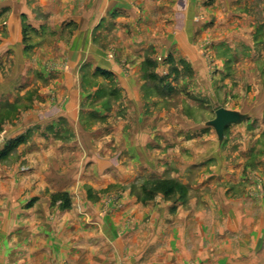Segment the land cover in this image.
<instances>
[{"label":"crops","instance_id":"1","mask_svg":"<svg viewBox=\"0 0 264 264\" xmlns=\"http://www.w3.org/2000/svg\"><path fill=\"white\" fill-rule=\"evenodd\" d=\"M263 25L264 0H0V134L4 145L19 139L0 147V208L14 209L10 222H20L15 209L27 196L25 224L62 207L40 234L48 254L78 257L94 254L99 238L138 239L147 223L163 222L174 249L191 256L205 223L242 225L217 232L216 245L232 255L224 242L247 237L255 257L261 225L264 234V198L250 193L253 165L264 175ZM208 46L219 64L216 96L250 98L225 107L246 118L222 140L208 119L183 109L165 119L157 109L159 95H213ZM146 176L171 177L189 194L145 192ZM65 233L90 246L65 250Z\"/></svg>","mask_w":264,"mask_h":264},{"label":"rangeland","instance_id":"2","mask_svg":"<svg viewBox=\"0 0 264 264\" xmlns=\"http://www.w3.org/2000/svg\"><path fill=\"white\" fill-rule=\"evenodd\" d=\"M256 14L257 17H262L261 15H263V13L259 10L256 12ZM202 19H204L202 15H197L195 18L196 21ZM260 30L262 32H258L257 35L259 34L260 37H264V25ZM195 38L198 42L199 40H203L202 45H205V43L209 45V42L211 41L210 36L207 38H200L197 33ZM203 51L207 57L209 71L208 81L210 83V93L213 95L207 96V101H204L203 99L196 96H185L183 93H176L175 96L159 95V106L157 109L162 111L160 113V117L163 118L165 116L166 119L168 114L171 116L172 109L173 112L183 109L182 111H179V113H184L191 119L202 121L207 119L209 120L215 117V110L219 106L239 107V105H242L244 101H248L250 99L249 96L245 94L239 96L220 94L218 97L216 96L215 71L217 70V67H219V64L216 62V52L211 49L210 46H208V49H204ZM161 60L162 57L159 58V61ZM240 61H242V59ZM152 93L153 96H155V91H152ZM156 97L158 96L156 95ZM198 100H203L201 101V107H196L193 105V103H197ZM209 129L211 130V128ZM261 140L264 142V137H262ZM0 147H5V145L2 143ZM160 154L162 155L163 152H160ZM230 155V151H228V158L231 157ZM255 167L256 166L253 165L252 170L250 171V178L255 184V187L251 188L252 190L250 193L251 195H254L258 198H264V175H261V172L258 171L259 169H256ZM144 183L145 192H147L146 188L150 187V189H152L150 193L160 192L165 197L171 195L170 191L173 189H176L179 194H185L186 196L189 194L188 189L186 190L180 181L174 180L171 177L152 178V176H148L144 180ZM217 184L220 183L218 182ZM228 185H230V183H228ZM234 194L241 195V191H236ZM26 196L27 195L25 194L24 197ZM112 199L114 206H119L118 197L114 196ZM24 200L25 205L19 209H15L17 217L16 219L20 220V222H17L16 224L11 223L9 220L13 218L14 209L8 207L0 208V217L5 219V223H0V264H264V261H261V259L259 260L262 252H264V234L262 225L261 231H256V236H254L256 244L255 257L249 254V249L251 247L246 246L248 240L247 237L224 242L230 243L228 251L232 255H224L223 257L221 255V251H219L222 249V247L218 248L216 245L220 244L218 242H221L217 241V232L221 231L222 229L227 231V229L231 226H234L236 231H239L242 229V225H240V229L237 230V226L235 225L205 223L203 225V229H201L203 234L199 235L197 239L190 240V243L193 246L191 247L190 251H192L193 254L191 253V256H184V249L182 247H176L178 248L176 250L174 249L175 247L172 246V244L174 245V242L173 240L169 239L171 236L168 233L169 225L165 222H163V224H159L158 226L156 225L155 227H152L151 224L147 223L144 226L145 233H143L144 236L142 238L137 239L134 238L135 236L131 238L128 234L127 238L118 240V242L113 241L114 243H110V241L108 242L107 240L104 242V240L100 238L96 240L94 245H92V242H90L91 246H95L96 248L94 254L90 256L82 255L78 257L72 256L73 254L62 255L60 253L48 254L46 248L50 247V238L48 242V240L45 238V235L40 234V232L45 230V227H47L45 224L48 221H45L44 218H47L51 222V220H53L56 215L62 211V207L46 209L47 215L44 216L42 214H37L43 209L33 208L31 212L33 214H37V218H35L36 222L25 224L23 222L25 220L23 208H27V206L33 204L34 200L29 196L23 198V201ZM108 210H111V207L100 208V213L105 214V212ZM207 210L208 214L210 215L211 209L207 208ZM39 217H42L43 220L40 221ZM147 220H145V223L148 222ZM55 229L56 227L53 226L52 230L54 231ZM25 230L29 232L27 236H24L23 232ZM157 232H161L160 236H157L156 239L152 238L150 234L153 233L157 235ZM15 234L17 235L16 237H14ZM30 235L34 236V238L30 239ZM63 237L62 248L65 250L67 248L72 250L74 247L87 248L90 246L86 240H74L73 237L67 233H65ZM231 244L236 246H232ZM237 244H239V246H237ZM59 247L61 246L59 245ZM116 247L120 249L118 250V253H116ZM224 248H226V246ZM136 251L139 252V254H136ZM174 253L177 254L174 255ZM255 259L256 261H254Z\"/></svg>","mask_w":264,"mask_h":264},{"label":"water","instance_id":"3","mask_svg":"<svg viewBox=\"0 0 264 264\" xmlns=\"http://www.w3.org/2000/svg\"><path fill=\"white\" fill-rule=\"evenodd\" d=\"M245 118L246 115L237 110L218 107L215 111V117L208 120V124L214 127L219 140H222L225 129L229 125L241 123Z\"/></svg>","mask_w":264,"mask_h":264},{"label":"trees","instance_id":"4","mask_svg":"<svg viewBox=\"0 0 264 264\" xmlns=\"http://www.w3.org/2000/svg\"><path fill=\"white\" fill-rule=\"evenodd\" d=\"M17 141H19V139L8 142V143L5 145V147H4L2 153H5V152H7L8 150H10L13 146H15V144L17 143Z\"/></svg>","mask_w":264,"mask_h":264},{"label":"built area","instance_id":"5","mask_svg":"<svg viewBox=\"0 0 264 264\" xmlns=\"http://www.w3.org/2000/svg\"><path fill=\"white\" fill-rule=\"evenodd\" d=\"M3 143V136L0 134V145Z\"/></svg>","mask_w":264,"mask_h":264}]
</instances>
